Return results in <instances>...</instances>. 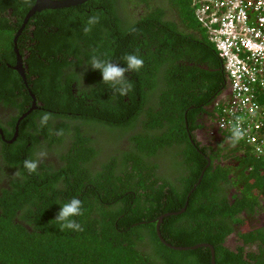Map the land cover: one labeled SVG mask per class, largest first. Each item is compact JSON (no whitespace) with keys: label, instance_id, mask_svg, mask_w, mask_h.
Wrapping results in <instances>:
<instances>
[{"label":"trees","instance_id":"16d2710c","mask_svg":"<svg viewBox=\"0 0 264 264\" xmlns=\"http://www.w3.org/2000/svg\"><path fill=\"white\" fill-rule=\"evenodd\" d=\"M34 1L0 0L1 36L12 31L7 11L21 25ZM194 11L191 0H87L29 17L28 82L14 69L13 56L10 65H0V105L18 98L9 132L16 122L20 132L17 144L0 150V184L9 169L23 172L0 186V264H210L209 247L174 250L156 234L158 216L185 205L160 224L168 243H209L215 264H264V223L237 229L264 210V157L242 155L243 144L234 146L218 128L217 136L206 134V144L194 136L216 125L229 89ZM90 16L99 22L85 33ZM78 38L96 44L88 47ZM107 52L106 60L120 67L127 54L144 61L139 71L125 73L133 85L128 95L104 84L100 70L70 72L65 60ZM85 81L110 95L90 104ZM44 112L52 118L42 127ZM49 124L62 130L60 149H52L36 172L25 173L23 161L34 159L32 149L42 146ZM167 152L179 163L172 171L157 159ZM73 197L82 201V214L73 217L82 231L62 230L54 220ZM232 233L240 241L234 249L224 244Z\"/></svg>","mask_w":264,"mask_h":264},{"label":"built area","instance_id":"2783aa9c","mask_svg":"<svg viewBox=\"0 0 264 264\" xmlns=\"http://www.w3.org/2000/svg\"><path fill=\"white\" fill-rule=\"evenodd\" d=\"M191 1L229 80L216 126L232 136L241 117L246 135L240 153L263 158L256 149L264 150V0Z\"/></svg>","mask_w":264,"mask_h":264},{"label":"flooded vegetation","instance_id":"af4514ba","mask_svg":"<svg viewBox=\"0 0 264 264\" xmlns=\"http://www.w3.org/2000/svg\"><path fill=\"white\" fill-rule=\"evenodd\" d=\"M42 11H44V10H41L39 12H42ZM40 16H42V15L37 16V18H39ZM6 17L10 20V28L9 29L12 31L10 32V35L9 34L4 35L7 38L6 41H5L4 36L0 35V65H3V64L10 65L11 64L10 60H9L10 56H13V62L16 64L17 63L16 54L19 55L20 61H21L20 64H21L23 72L26 76L25 82H28V76L26 75L25 72H26V69L28 68L27 59L29 57V50H28V44L29 43H28L27 39L25 38V26H22V24L18 25V23H17V21L19 20L18 16L11 15L10 11H7ZM23 19H22V22H23ZM41 20L45 21V18H41ZM45 26L47 27L48 30H50V28H53V26H51V24L48 25V23L45 24ZM77 42L82 44V45L88 46V47H93L96 44L95 42H93L91 40H84L82 38H78ZM7 44L11 45L10 50H8L6 48ZM30 44H33V43H30ZM11 48H12V51H11ZM110 50H111V46L108 49V52ZM111 51L113 52V50H111ZM108 52L106 53V55H104L103 57H99V58L106 60ZM110 57L113 58V53H111ZM65 60H66V62H68V67L70 69L69 70L70 72H74V73H77L80 71L88 72L92 69L90 64H87L90 62L91 58H86V57L78 58V57H75L74 55H71L70 57L65 58ZM32 79L33 78H31L30 80H32ZM85 84H86L85 88L87 90L86 91V93H87L86 99L88 100V102L90 104H92L95 99L100 98L99 96L108 97L110 95V91L107 89H104L100 93H98L96 90V86H93L91 81H85ZM76 85H77V82H75L71 85L70 94L76 93L77 88L74 87ZM17 101H18V98H15L14 103L9 104V106L0 105V150L3 146V144H5L7 146V145H10L12 143H15V144L18 143V136L20 134L19 128H18L19 123L16 122V125L14 126L15 127L14 131L12 134H10V132H9L11 130V122L13 120L12 116L15 115V112H17V108L15 106ZM32 108H35V105L32 106ZM96 108H98V106H96ZM18 113H20V115L22 114V112H18ZM203 115H204V118L207 119V121H209L207 116L205 114H203ZM205 124L209 125V123H205ZM209 126H211L212 133L216 135V133L218 131L217 126L216 125H209ZM46 130H47V135L45 137L42 136L41 138H39V140L42 143V146L37 147V148L33 147L32 150H33V158L34 159L37 158V153H39L41 151L47 152L48 156L46 159H44V161L48 162L52 149L59 150L60 145L58 144L59 138L57 137V131L50 124L47 126ZM30 144H31V142H27L26 146L30 147ZM61 150H65V148H62ZM0 160H2L1 154H0ZM9 171L10 172L8 174V177H5L2 180V183L0 184V186L6 187L8 185V183H10V181L12 180L13 176H15V175H13L15 172L18 171L21 176L23 174V172L19 171L18 169H9ZM7 172L8 171L6 170L5 173H7ZM25 173H28V171H26ZM224 244L227 245V240H226V243H224Z\"/></svg>","mask_w":264,"mask_h":264},{"label":"clouds","instance_id":"9594fccd","mask_svg":"<svg viewBox=\"0 0 264 264\" xmlns=\"http://www.w3.org/2000/svg\"><path fill=\"white\" fill-rule=\"evenodd\" d=\"M99 22L98 16H90L87 20V27L84 28V32L88 33L91 31V26L97 24ZM131 31H136L135 28H132ZM126 61V65L124 67H120L117 64L110 62V60H104L97 56H93L89 63L91 68L100 70L102 74V82L106 85H110L113 90L118 92L121 96L128 95V93L132 90V83L126 79L125 73L129 71H139L140 68L143 67L144 61L138 55L135 54H127L124 57ZM52 118L51 113L44 112L40 118L39 123L40 126H45L48 124L49 120ZM237 123L232 128V140L233 144L242 140L246 132L240 127L242 123V118L236 117ZM62 130L57 132V135H62ZM257 152L264 151L260 148L256 149ZM48 156L47 152L41 151L37 153L36 159H25L23 161V167L28 171V173L36 172L39 163L46 159ZM13 175L19 176V172H15ZM82 201L78 198H71L67 203L61 205L58 214L55 217V221L60 223L61 229L64 228L72 229L76 231H82L81 225L76 222L73 217L79 216L82 214Z\"/></svg>","mask_w":264,"mask_h":264},{"label":"water","instance_id":"95a60500","mask_svg":"<svg viewBox=\"0 0 264 264\" xmlns=\"http://www.w3.org/2000/svg\"><path fill=\"white\" fill-rule=\"evenodd\" d=\"M85 1H87V0H35L34 4L31 6V8L25 14L23 22H22V26H24V24L29 19V17H31L33 14H35L36 12H39L41 10L69 7V6L81 4V3L85 2ZM16 58H17V63L13 67L21 75L22 79L24 81H26V76H25V74L23 72V69L21 67V64H20V62H21L20 61V56L16 54ZM225 94H229V91H227ZM30 111H31V108L29 110H27L25 113H23L20 116L19 120L22 119L25 115H27ZM209 163H210V160L208 159L205 168L209 165ZM205 168H204V170H205ZM204 170L201 172L197 183L200 182V180L202 178V175L204 173ZM189 194H190V192H189ZM185 207H186V205L183 206L179 211H170V212H166V213L158 216V220L156 222L155 229H156V234H157L159 240L164 245H166V246H168V247H170L171 249H174V250H193V249H196V248L201 247V246L209 247L210 248V253H211V255H210V264H215V253H214V248H213V246L211 244H209V243H196L194 245H188V246L172 245V244L168 243L162 237L159 227H160V224L163 221L164 217L172 215V214H178L180 212H183L185 210Z\"/></svg>","mask_w":264,"mask_h":264},{"label":"rangeland","instance_id":"374dc122","mask_svg":"<svg viewBox=\"0 0 264 264\" xmlns=\"http://www.w3.org/2000/svg\"><path fill=\"white\" fill-rule=\"evenodd\" d=\"M136 8V7H134ZM133 6H131L129 9H134ZM137 10H139V8H136ZM208 125L205 124V127H207ZM124 128V127H121ZM125 130V128H124ZM211 128L210 130H206L204 131L203 129L197 130L194 133V136L196 138V140L201 143V144H206V134L209 133V135L211 134ZM233 144V143H232ZM234 146H237V143L233 144ZM240 153V151H239ZM171 156V154H169L167 152L164 153V155H160L158 156V161L159 164L161 163L162 165V169H169L170 171H172L171 169L177 168L179 166V163L174 160V159H169ZM173 173V172H172ZM264 223V210H260L258 211V213L252 217V218H245L241 223H239L237 225V229L239 230H244L247 227H249L251 224H262ZM238 244H240V241L237 239V236L235 235V233H232L228 238H227V246L230 247L231 249H234Z\"/></svg>","mask_w":264,"mask_h":264}]
</instances>
